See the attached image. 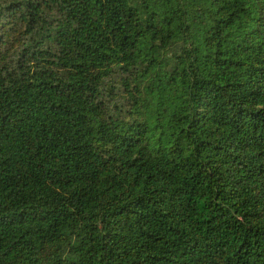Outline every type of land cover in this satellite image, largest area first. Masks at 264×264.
Here are the masks:
<instances>
[{"label": "trees", "instance_id": "trees-1", "mask_svg": "<svg viewBox=\"0 0 264 264\" xmlns=\"http://www.w3.org/2000/svg\"><path fill=\"white\" fill-rule=\"evenodd\" d=\"M0 264H264V0H0Z\"/></svg>", "mask_w": 264, "mask_h": 264}]
</instances>
